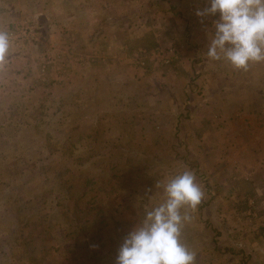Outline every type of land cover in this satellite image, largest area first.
Masks as SVG:
<instances>
[{
    "label": "rangeland",
    "instance_id": "374dc122",
    "mask_svg": "<svg viewBox=\"0 0 264 264\" xmlns=\"http://www.w3.org/2000/svg\"><path fill=\"white\" fill-rule=\"evenodd\" d=\"M206 6L0 0L11 40L0 69V264H115L124 236L161 201L156 185L185 169L205 193L182 233L196 264H264V62L243 71L211 60L218 16L198 17ZM110 24L134 39L84 44ZM146 30L152 39L138 46ZM95 73L93 100L91 83L86 95L76 88ZM253 236L263 241L249 257L241 242Z\"/></svg>",
    "mask_w": 264,
    "mask_h": 264
},
{
    "label": "clouds",
    "instance_id": "9594fccd",
    "mask_svg": "<svg viewBox=\"0 0 264 264\" xmlns=\"http://www.w3.org/2000/svg\"><path fill=\"white\" fill-rule=\"evenodd\" d=\"M207 5L196 10L201 18L218 16L207 56L243 71L264 62V0H207ZM10 52L9 34L0 31V69ZM156 186L163 190L161 201L145 209L142 221L124 236L115 264H196V252L182 240L190 212L205 195L195 173L185 169Z\"/></svg>",
    "mask_w": 264,
    "mask_h": 264
},
{
    "label": "crops",
    "instance_id": "0c3cea01",
    "mask_svg": "<svg viewBox=\"0 0 264 264\" xmlns=\"http://www.w3.org/2000/svg\"><path fill=\"white\" fill-rule=\"evenodd\" d=\"M147 1L153 2V0H147ZM156 1L161 2V0H154V2H156ZM143 2H144V0H143ZM163 11L166 12V15L164 16V21L166 23L163 25V28L165 29L164 34H168L169 39H166V40H170L172 37L171 32L173 31V23H172L173 18L172 17H174V15L170 10H168V8H165ZM153 12H158V9H153ZM113 13H114V15L117 14L118 10L113 11ZM175 18H177V15L175 16ZM115 19H117V18H115ZM168 19H170L169 22H168ZM126 29L127 28H124V27L123 28L115 27V26H112L111 24L109 26H107L105 29H102V28L101 29L96 28V30L93 29L90 41H88L87 37L84 36V44H87L86 46L88 48H90L93 46H100L105 42H107V43L119 42L121 40H125V41L129 42V40L131 38H133V36L130 37V31L126 30ZM136 35L140 37V41H139L138 46L145 45L143 42L144 41L143 39H145L147 37H150L152 39L151 32H148L147 30L142 35L138 34V33H136ZM209 35H211V34L209 33ZM206 40H208L207 42L210 43V36H207ZM87 42H89V43H87ZM207 46H208V44H207ZM187 53H188V57H191V58H195V57L197 58L198 57L194 52H191V51L188 52L187 51ZM119 62L123 65L126 64L125 61L123 60V57L121 58V60H119ZM209 64L211 66L215 67V65L213 63L210 62ZM109 67H110V65H109ZM112 71L114 72V74L120 73L121 75H125L124 72L126 70L123 66L116 65V69H115V67H113ZM5 74L10 75L8 73H5ZM103 74L108 79H112V77H110L109 73L106 70L103 71ZM127 75H129V74L127 73ZM127 75H125V76H127ZM96 76H97V73L91 74V75L90 74H84L83 76H78L77 88H76L77 93L80 94L81 96L86 95V94H84V91H88V89L86 88V87H88L86 85V82H88V83H91V84H89L91 86V90H90L91 91L90 92L91 98L93 100L98 99V97H100L99 94H102V92L101 93L98 92V90H99L98 87H99V84H101L103 81L100 80L101 82H98V79L96 78ZM132 76H134V75L132 74ZM66 79H71V76H68ZM132 79H134V81H136V78L132 77ZM222 80L223 79L218 80L217 85H219ZM138 82L139 81L137 79V83ZM220 90H223V86H221ZM210 93H214V92L211 91ZM85 97H88V96H85ZM262 241H263V237H261V236H258V237L253 236L252 238H243L241 243H242V245H244L248 248L247 256L253 257L255 255L256 244H258L259 242H262ZM260 244H262V243H260ZM261 253L264 256V251Z\"/></svg>",
    "mask_w": 264,
    "mask_h": 264
}]
</instances>
